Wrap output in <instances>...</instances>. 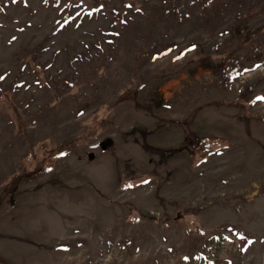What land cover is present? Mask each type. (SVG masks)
I'll return each instance as SVG.
<instances>
[{
  "label": "rangeland",
  "instance_id": "obj_1",
  "mask_svg": "<svg viewBox=\"0 0 264 264\" xmlns=\"http://www.w3.org/2000/svg\"><path fill=\"white\" fill-rule=\"evenodd\" d=\"M261 97L264 0H0V264H264Z\"/></svg>",
  "mask_w": 264,
  "mask_h": 264
},
{
  "label": "snow or ice",
  "instance_id": "obj_2",
  "mask_svg": "<svg viewBox=\"0 0 264 264\" xmlns=\"http://www.w3.org/2000/svg\"><path fill=\"white\" fill-rule=\"evenodd\" d=\"M259 99H264V97H261V98H259Z\"/></svg>",
  "mask_w": 264,
  "mask_h": 264
},
{
  "label": "bare ground",
  "instance_id": "obj_3",
  "mask_svg": "<svg viewBox=\"0 0 264 264\" xmlns=\"http://www.w3.org/2000/svg\"><path fill=\"white\" fill-rule=\"evenodd\" d=\"M68 172V171H67Z\"/></svg>",
  "mask_w": 264,
  "mask_h": 264
}]
</instances>
